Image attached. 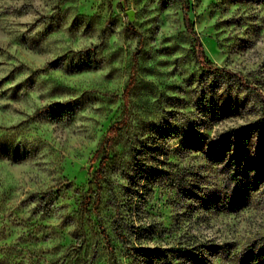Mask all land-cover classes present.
<instances>
[{"label":"rangeland","instance_id":"1","mask_svg":"<svg viewBox=\"0 0 264 264\" xmlns=\"http://www.w3.org/2000/svg\"><path fill=\"white\" fill-rule=\"evenodd\" d=\"M185 1L253 88L184 0H0V264H255L264 0Z\"/></svg>","mask_w":264,"mask_h":264},{"label":"trees","instance_id":"2","mask_svg":"<svg viewBox=\"0 0 264 264\" xmlns=\"http://www.w3.org/2000/svg\"><path fill=\"white\" fill-rule=\"evenodd\" d=\"M188 7H187V2L184 0V5H183V23L186 31L188 34L193 38V50H194V56L197 61V63L202 67L205 68L206 70H209L214 73L222 74L224 76H228L231 78L237 79L241 84H243L247 88H253L251 84H249L247 81L243 79L241 75L238 73L232 72L230 70H227L225 68H221L216 66L206 55L203 44L201 43L198 35L193 29L192 22L187 14ZM133 84V78L130 81V84L128 85V88L126 90V93L129 91ZM123 125V122H117L114 125H111L107 132H106V138L104 140V145L105 149H107L111 143H112V138L114 135L117 134L119 127ZM103 147V146H102ZM101 149V148H100ZM99 153V150L96 152V154ZM105 160L102 158L100 160V167L104 165ZM253 261H255V264H258L260 262L264 263V251H261L259 254L252 256Z\"/></svg>","mask_w":264,"mask_h":264}]
</instances>
